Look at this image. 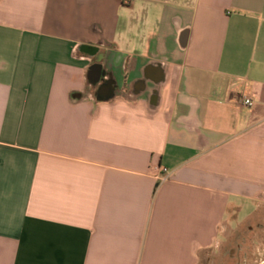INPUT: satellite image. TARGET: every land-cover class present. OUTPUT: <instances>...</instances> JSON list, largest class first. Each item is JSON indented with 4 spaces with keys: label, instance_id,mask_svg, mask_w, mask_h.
Wrapping results in <instances>:
<instances>
[{
    "label": "crops",
    "instance_id": "obj_1",
    "mask_svg": "<svg viewBox=\"0 0 264 264\" xmlns=\"http://www.w3.org/2000/svg\"><path fill=\"white\" fill-rule=\"evenodd\" d=\"M233 200L264 210V0H0V264H206Z\"/></svg>",
    "mask_w": 264,
    "mask_h": 264
},
{
    "label": "rangeland",
    "instance_id": "obj_2",
    "mask_svg": "<svg viewBox=\"0 0 264 264\" xmlns=\"http://www.w3.org/2000/svg\"><path fill=\"white\" fill-rule=\"evenodd\" d=\"M232 206L238 209H230L226 217L231 227L237 230L229 233L228 242L218 247L217 255L211 257L206 264H234L232 260V251H236L238 243L244 244L245 251L249 254V260L246 264H263L264 263V226H258V222L264 221V210L261 215L252 217L254 203L249 200H233ZM224 237H220L223 241Z\"/></svg>",
    "mask_w": 264,
    "mask_h": 264
},
{
    "label": "flooded vegetation",
    "instance_id": "obj_3",
    "mask_svg": "<svg viewBox=\"0 0 264 264\" xmlns=\"http://www.w3.org/2000/svg\"><path fill=\"white\" fill-rule=\"evenodd\" d=\"M106 76H108L106 74ZM116 89V85L113 84L112 79H107L105 83L100 86L98 89V92L101 96H107L109 94H113ZM244 249V244L243 243H238L236 245V251H232V260L234 261V264H246L249 260V254L247 251ZM264 264V263H263Z\"/></svg>",
    "mask_w": 264,
    "mask_h": 264
},
{
    "label": "built area",
    "instance_id": "obj_4",
    "mask_svg": "<svg viewBox=\"0 0 264 264\" xmlns=\"http://www.w3.org/2000/svg\"><path fill=\"white\" fill-rule=\"evenodd\" d=\"M123 2L127 5H131L134 3V0H123ZM256 104V101L254 99L253 96L251 95H248V96H245L244 99H243V105L244 107L246 108H253ZM168 177H162L160 176V181L161 182H165L167 181Z\"/></svg>",
    "mask_w": 264,
    "mask_h": 264
}]
</instances>
